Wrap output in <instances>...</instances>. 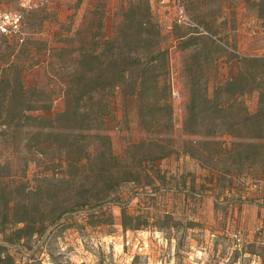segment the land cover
<instances>
[{
    "label": "rangeland",
    "instance_id": "obj_1",
    "mask_svg": "<svg viewBox=\"0 0 264 264\" xmlns=\"http://www.w3.org/2000/svg\"><path fill=\"white\" fill-rule=\"evenodd\" d=\"M139 2L138 12L149 8L150 40L129 38V26L140 29L130 16ZM3 12L24 20L19 42L0 35V245L15 264H248L254 253L264 264V153L234 163L218 152L264 136V0H0ZM100 33L112 43L99 47ZM84 45L113 55L126 77L65 114L66 90L79 94V73L72 74ZM147 63L170 88L159 90L143 118L136 93ZM243 71L253 88L238 94L235 84L229 94ZM195 89L209 100L197 103L189 126ZM42 102L51 107L33 109ZM97 132L110 136L112 156L98 154ZM259 142L264 151V137ZM163 150H173L165 157L174 160L170 171L164 158L153 159ZM129 171L134 180L122 181ZM188 182L222 217L208 231L175 211L174 188ZM123 209L149 224L124 229ZM17 218L36 221L37 232L11 241Z\"/></svg>",
    "mask_w": 264,
    "mask_h": 264
},
{
    "label": "trees",
    "instance_id": "obj_2",
    "mask_svg": "<svg viewBox=\"0 0 264 264\" xmlns=\"http://www.w3.org/2000/svg\"><path fill=\"white\" fill-rule=\"evenodd\" d=\"M141 4H139L135 7H133L132 12L130 13V16L132 18V21L135 25L140 26V29L135 30L134 25L129 26V38H139L141 39H147L150 40L151 37V29L150 26L145 27L148 21V13L149 8H146L147 12L146 14L143 13V10H140L138 12L137 8H141ZM137 7V8H136ZM21 25H24V20H22ZM23 26L20 28V30L17 32V34L7 37H12L13 41L19 42L20 39L24 38L23 36ZM101 40L98 41V45L100 46H106L112 43V40L109 38H105L103 33H100ZM6 36V35H3ZM26 39V38H25ZM86 42V40H85ZM2 49V48H1ZM0 49V50H1ZM165 50H160L157 54H154L152 57V63L154 59H157L158 56L165 54ZM9 54H13L10 52ZM41 61V60H40ZM45 59L42 60L39 64L44 69L45 65ZM116 58L111 54H106L104 49L97 52V48H94L93 50H90L86 45L83 46V48L80 51L78 61L76 62V70L73 72V76H75L77 73H79V78L77 79V84L79 85L78 91L79 94H74L71 88H68L65 92L66 94V102H67V110L65 111V114H67L72 109H76L77 111L80 110L79 103L82 101H86L88 98L90 99L92 97V91L96 89H103L107 90L109 88H112L114 86H117L119 82H121L126 77V68H120L118 66V63H116ZM152 63L149 65V63L145 64L139 73L138 81H137V98L139 101V113L141 116L146 117L145 114V107H149V105H152L151 103H155L154 101H158V99H161L158 95L159 90L164 89L166 94L169 91V84L167 81V78L164 77L165 75L156 72V66L152 65ZM112 70V71H111ZM76 77V76H75ZM76 83V82H73ZM238 86V94H243L247 92L248 90L252 89L253 86H250L251 84H248V76L246 73L240 72L237 76L232 78L231 82H229L227 89L229 91V94L233 95L237 92L230 90V87L232 85ZM91 85H94L92 88H90ZM200 96H204L200 98ZM164 106L168 110L169 115L171 117L172 115V104L168 100V96H164ZM0 99H2V90L0 89ZM208 101L209 98L206 95H201V91L198 89H195L191 96V101L188 106V120L187 123L190 125L196 124V113L198 112V106L197 103L200 100ZM73 102H75V105H72ZM42 105L36 106V108L33 109H49L51 107L48 102H42ZM260 103L261 107L260 110H264V91L261 92L260 96ZM78 104V107H77ZM0 109H1V100H0ZM259 112L255 114H248L245 118V123H248L249 121H253L255 117L259 116ZM75 115H78L79 113L74 112ZM77 118V117H76ZM74 118V119H76ZM82 128H86V126H82ZM234 134V132H233ZM96 138L104 142L99 148V153L101 156H112V149H111V139L110 136L103 132H97L94 134ZM264 136L262 134H255L250 137V140L245 142L242 140H233L230 147L225 148L224 150H219L218 152L224 153L225 155L229 156L233 159L234 163L243 162V161H256L257 157L264 153V151L260 152V145L261 142H259L260 138H263ZM245 147H249L252 149L251 153L247 151L245 154ZM255 150V152H254ZM173 150H163L160 154H157L153 156V159L156 161V159H162L167 157L169 154H171ZM204 166V165H203ZM103 170H107L106 168H102ZM213 171V174L215 169H211ZM109 177L113 178L114 173L111 171H108ZM218 173L221 176H230L232 177V170L231 169H219ZM131 172H127V175L123 180H129L133 181L134 179L130 178ZM119 184V182H118ZM36 221L28 220L25 218H17L14 220V226L11 228V236H13L11 241H18L20 242L23 238L29 237L34 235L36 230ZM149 224L148 219L143 218L141 215H132L128 213L125 209L122 211V220L121 225L124 229H132V230H138L144 227H147ZM194 225V224H192ZM154 226L157 227L156 223ZM163 227V226H162ZM193 227V226H192ZM1 232L6 233V230L3 229ZM3 246L0 245V264H15L14 257L9 253H5V251L2 250ZM5 253V254H3Z\"/></svg>",
    "mask_w": 264,
    "mask_h": 264
},
{
    "label": "crops",
    "instance_id": "obj_3",
    "mask_svg": "<svg viewBox=\"0 0 264 264\" xmlns=\"http://www.w3.org/2000/svg\"><path fill=\"white\" fill-rule=\"evenodd\" d=\"M172 157L164 158L163 159V167L164 169H167V171L172 170L173 166H170L169 163H173ZM199 168L201 170H206V166L199 165ZM166 171V170H164ZM210 171V170H209ZM212 171V170H211ZM165 186V185H164ZM166 187V186H165ZM176 187V186H175ZM181 187V186H180ZM176 193L174 194V201L177 213L180 212H186V216L189 217L191 221H198L203 223L202 231H208L206 228V225L210 223L211 221L217 219L218 221L221 220L222 217H220L218 214L214 212V200L212 197L205 195V194H199L198 192L194 191L193 186L186 184L182 188H174ZM174 192V191H173ZM212 210V211H211ZM169 210L165 211L168 212ZM194 211V212H193ZM234 215H237V213H234ZM230 216L229 214L227 218V230H229V223H230ZM245 215H243L244 218ZM263 216L258 220V222L262 225L263 224ZM195 225V224H194ZM196 226V225H195ZM191 230L194 228H190ZM232 232H234V228H232ZM246 255H250V252L246 253ZM254 256L256 259H253L248 264H263L260 256H256L254 253Z\"/></svg>",
    "mask_w": 264,
    "mask_h": 264
},
{
    "label": "built area",
    "instance_id": "obj_4",
    "mask_svg": "<svg viewBox=\"0 0 264 264\" xmlns=\"http://www.w3.org/2000/svg\"><path fill=\"white\" fill-rule=\"evenodd\" d=\"M184 10L178 5V20H185ZM22 23V16L17 12L0 13V35L12 36L17 34Z\"/></svg>",
    "mask_w": 264,
    "mask_h": 264
}]
</instances>
